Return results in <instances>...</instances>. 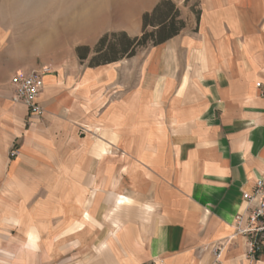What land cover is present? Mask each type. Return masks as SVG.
Returning <instances> with one entry per match:
<instances>
[{
    "label": "crops",
    "instance_id": "0c3cea01",
    "mask_svg": "<svg viewBox=\"0 0 264 264\" xmlns=\"http://www.w3.org/2000/svg\"><path fill=\"white\" fill-rule=\"evenodd\" d=\"M202 10L194 30L186 26L151 47L139 86L130 72L117 83L115 61L47 74L42 115L21 102L0 105V133L11 124L12 139L22 138L17 157L0 148V189L21 188L22 164L44 157L41 149L57 140L78 143L66 155L67 198L77 195L84 209L75 189L92 185V203L105 184L112 189L115 228L100 264H264V244L252 258L245 238L228 243L218 260L210 247L230 234L243 191L264 175V0H204ZM81 128L107 131L114 139L106 141L123 147L122 164L107 166L116 155L83 148ZM135 194L140 219L120 226ZM27 231L36 237L37 230Z\"/></svg>",
    "mask_w": 264,
    "mask_h": 264
},
{
    "label": "rangeland",
    "instance_id": "374dc122",
    "mask_svg": "<svg viewBox=\"0 0 264 264\" xmlns=\"http://www.w3.org/2000/svg\"><path fill=\"white\" fill-rule=\"evenodd\" d=\"M173 1L187 28L194 30L201 18L204 0ZM158 2L160 0H0V105L7 101L19 102L13 98L10 87L11 76L18 70L47 66L49 74L56 77L80 73L87 69L90 58L81 60L78 46L93 49L108 32L125 31L132 37L141 35L143 14L152 11ZM151 47H141L135 55L116 61L119 85L129 72L133 86L140 85L143 60L152 51ZM23 127L21 125L20 131ZM1 128L5 133H0V148H7L10 158L17 157L22 138L18 136L13 140L9 132L17 126L9 124ZM79 135L85 144L83 148L116 155L112 163H107L109 159H100L105 160L107 166L122 164L118 155L123 147L106 141L114 139L107 131L94 133L81 128ZM77 144L75 140L70 144L61 140L46 144L41 149L44 157L31 158L30 166L22 164L27 172L22 170L20 174L21 188L0 189V264H100L104 253L102 245L115 228L111 219L113 201L109 202L107 197L112 189L105 184L94 203L92 185L85 188L84 193L75 189L78 197L86 199L84 209L76 205L77 195L67 198L62 182H66L64 173L71 158L66 155ZM29 147L33 150L36 144L29 141ZM94 160L98 164L99 158ZM103 177L108 180L107 175ZM133 196V209L121 217L120 226L129 219L131 222L140 219L142 206L135 203L138 195ZM70 198L75 203L63 206L61 202L66 203L65 199ZM66 209L68 211L64 212ZM30 215L37 221H28ZM31 227L37 230L36 237L29 236L27 230ZM214 255L216 260L220 258Z\"/></svg>",
    "mask_w": 264,
    "mask_h": 264
},
{
    "label": "built area",
    "instance_id": "2783aa9c",
    "mask_svg": "<svg viewBox=\"0 0 264 264\" xmlns=\"http://www.w3.org/2000/svg\"><path fill=\"white\" fill-rule=\"evenodd\" d=\"M50 73L47 66L28 71L18 70L10 79L13 98L22 102L31 114L42 115L44 108L39 97L45 86V76ZM257 86L262 83L257 82ZM244 207L237 212L230 224L228 236L216 241L211 249L219 258L228 243L245 238L247 255L254 258L264 244V175L255 180L251 190L243 191Z\"/></svg>",
    "mask_w": 264,
    "mask_h": 264
},
{
    "label": "trees",
    "instance_id": "16d2710c",
    "mask_svg": "<svg viewBox=\"0 0 264 264\" xmlns=\"http://www.w3.org/2000/svg\"><path fill=\"white\" fill-rule=\"evenodd\" d=\"M185 27L186 21L181 18L176 3L173 0H160L152 11L143 14L141 35L132 37L125 31L108 32L100 37L93 49L85 45L78 46L77 54L81 60L90 58L89 66L106 64L131 57L141 47L161 44Z\"/></svg>",
    "mask_w": 264,
    "mask_h": 264
},
{
    "label": "bare ground",
    "instance_id": "6f19581e",
    "mask_svg": "<svg viewBox=\"0 0 264 264\" xmlns=\"http://www.w3.org/2000/svg\"><path fill=\"white\" fill-rule=\"evenodd\" d=\"M79 23V22H78Z\"/></svg>",
    "mask_w": 264,
    "mask_h": 264
}]
</instances>
